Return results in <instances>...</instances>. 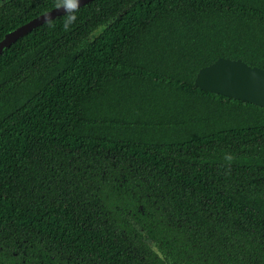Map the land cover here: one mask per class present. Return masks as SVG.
Instances as JSON below:
<instances>
[{
	"label": "trees",
	"instance_id": "1",
	"mask_svg": "<svg viewBox=\"0 0 264 264\" xmlns=\"http://www.w3.org/2000/svg\"><path fill=\"white\" fill-rule=\"evenodd\" d=\"M58 2L0 0V41ZM220 57L264 69V0H94L3 50L0 264H264V108L194 86Z\"/></svg>",
	"mask_w": 264,
	"mask_h": 264
},
{
	"label": "water",
	"instance_id": "2",
	"mask_svg": "<svg viewBox=\"0 0 264 264\" xmlns=\"http://www.w3.org/2000/svg\"><path fill=\"white\" fill-rule=\"evenodd\" d=\"M91 1L94 0H79L77 8ZM74 10L65 12L62 7H56L17 27L0 41V53L36 27ZM194 86L225 98L264 108V69L250 67L239 59L220 57L201 68L195 76Z\"/></svg>",
	"mask_w": 264,
	"mask_h": 264
},
{
	"label": "clouds",
	"instance_id": "3",
	"mask_svg": "<svg viewBox=\"0 0 264 264\" xmlns=\"http://www.w3.org/2000/svg\"><path fill=\"white\" fill-rule=\"evenodd\" d=\"M79 0H59L57 7H62L65 12L68 10H74L78 7ZM76 16L74 14H68L63 22V27L65 30L75 21ZM52 25H50L51 27ZM230 159V157H226Z\"/></svg>",
	"mask_w": 264,
	"mask_h": 264
}]
</instances>
